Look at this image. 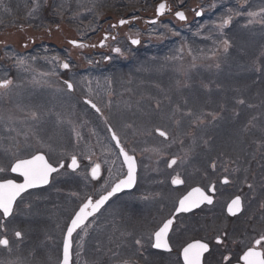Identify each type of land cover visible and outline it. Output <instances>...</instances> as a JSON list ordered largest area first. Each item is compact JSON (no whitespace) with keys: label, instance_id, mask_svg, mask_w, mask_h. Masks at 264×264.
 Segmentation results:
<instances>
[{"label":"rangeland","instance_id":"374dc122","mask_svg":"<svg viewBox=\"0 0 264 264\" xmlns=\"http://www.w3.org/2000/svg\"><path fill=\"white\" fill-rule=\"evenodd\" d=\"M45 1L50 10H57L60 26H40L41 23L32 21L20 26L5 25L0 29V61L4 64L9 59L15 62L17 74L14 80L19 84H12L16 89L15 98L13 94H8L7 99L0 102V151L25 146L28 154L42 152L54 165L61 161L68 163L71 156L75 155L81 166L89 168L94 164L101 167L105 165L113 172V177L110 175V179L106 178L100 183L91 182L87 174L80 170L70 174L64 169L52 176L51 183L43 194L46 199L47 240H62L69 213L75 211L90 193H103L108 182L122 173L120 169L113 171L117 167L115 162H118V158L106 124L112 126L126 151L138 160L139 172L134 193L153 194L151 197L159 195L157 189L167 196L178 197L182 190L203 184L200 172H203L205 162L212 160V156L203 155L201 152L200 163L198 157L190 160L188 148L183 146L185 139L196 136L202 129L207 130L210 138L214 140V147L203 143L205 151L213 148L212 151L216 153L226 151L225 154H229V150L252 146L245 145L247 140L255 136V133L259 135L258 130L262 129L260 142L252 147L256 153L251 164L255 165L253 171L258 173L251 174L252 170L243 169L242 182L235 180L233 184H228V194L223 201L232 196L235 183L239 185L237 193L245 191L251 184L252 197L245 195L243 211L237 219L228 221L225 214L217 213L209 216L206 226L214 228V232L223 227L230 230V227L237 228L243 219L247 221L249 217H253V210L262 207L264 195L261 192L256 199L257 191L253 185L255 181L256 185L260 184L258 189L264 186V70H260V66L264 68V41L259 38L264 34V0H211V4L209 0H191L188 6L182 5L187 9V24L175 22L171 16H165L157 26L150 31L147 29L160 42L176 40L169 46L170 50L165 52L169 54L163 55L162 63L155 60L156 56L139 60H136L138 56H133L130 69L124 70L126 67L116 65L115 73L112 66L106 68L92 64V68L83 67V58L78 51L71 50L65 44L66 39L88 31L94 17L102 14L104 3L111 0H0V7L8 9V13H13L16 9V14L22 15L29 5L28 14L33 12L32 6L35 7V13H40V6ZM54 1L63 6V9L59 10ZM149 3L155 6L158 2L151 0ZM83 5L85 7L79 8ZM180 6L178 4L172 8ZM213 9L216 13L212 19L210 14ZM73 11L76 15L68 17ZM197 11L202 12L198 18L202 19V24L201 27L194 28L198 25L195 20ZM249 12L257 15L250 17ZM81 16L86 18L80 19ZM225 17H231V22L221 29L219 25ZM28 23L32 25H26ZM196 30L202 35L194 32ZM236 37H240L235 42L236 50L228 53L233 48L230 40ZM227 38L229 47L225 51L223 41ZM29 43L33 46L28 45ZM24 44L45 53L54 48H68L79 66L78 77L73 76V91L68 92L63 81L54 82L47 72L52 71L50 67L55 65L54 55H51L50 59L53 61L45 65V72L42 73L40 67L45 64L42 61L44 58L41 55L26 58L23 54L27 50ZM48 55L45 59H49ZM130 57L124 59L127 61ZM61 58L65 63L66 59ZM142 59L145 61L141 62ZM21 60L24 63L21 64ZM60 65L61 62H58L57 66ZM25 70L30 73L33 71V78ZM1 72L3 71L0 67ZM212 86L214 87L211 88ZM17 96L21 98H16ZM9 97L13 100H9ZM83 98L92 100L99 107L100 117H96L82 104ZM237 98L244 103L235 101ZM40 112H43L41 116ZM32 113H37L36 118L32 117ZM155 130L164 131L168 139L162 140L156 136ZM4 145L6 148H2ZM191 147L193 146H189V150ZM217 155L219 154L214 156ZM220 155L223 156V153ZM172 159H176L177 163L169 168L168 163ZM187 164L190 170L184 168ZM173 177L185 181L180 188H172ZM64 182L69 188L63 187ZM62 193L65 195L60 197ZM47 201L52 206H48ZM111 215L118 221L122 211L112 208ZM64 217L67 219L62 223ZM59 223L63 225L60 231ZM119 224V221L116 222V228L111 232V240H121L123 233L118 230ZM50 225L54 227L51 228ZM130 225L133 227L131 221ZM236 228L235 232L239 233L241 229ZM252 230L254 234L247 239L263 233L264 220L253 226ZM104 232L102 228L96 229L94 247L96 246L97 253L105 245ZM231 234L230 232L229 235ZM84 236L85 232L82 236H77L78 250L73 264L93 262L85 258L81 261L79 258L81 252L86 257L87 245H79L80 240L86 241ZM55 248L50 243L47 250L56 251ZM115 257L117 255L108 258V264H120ZM99 258L104 260L101 255ZM55 262L48 261L49 264Z\"/></svg>","mask_w":264,"mask_h":264},{"label":"flooded vegetation","instance_id":"af4514ba","mask_svg":"<svg viewBox=\"0 0 264 264\" xmlns=\"http://www.w3.org/2000/svg\"><path fill=\"white\" fill-rule=\"evenodd\" d=\"M120 11L121 10H118L116 7L110 8L105 16L101 18L102 24L98 27L97 31L87 35L85 42L82 41L85 47H73V49L79 50L83 54V56L86 58L87 65L92 62H98L103 56H127L126 54L128 52H134V50L130 49L129 47L131 46L130 39L135 37L139 38V41H141L142 38L140 35L141 33H144L147 28L144 23L146 18H139V16L135 14L134 11H128L126 14L129 16L125 18L128 20V22L122 27H113V25H115V23L118 21L116 19L120 17ZM152 16H154V14ZM98 32H100V37H102L104 33L114 34L115 39L108 38L103 42V46H97L99 42V36L97 38L96 35ZM75 39L81 41L78 37H75ZM69 40V38L66 39L65 43H67ZM24 47L27 49L23 51V54L26 58L30 59L34 55H41L44 58L42 61L45 64L40 67L42 73L45 72V65H48L51 61H53L50 59V57L51 55H54L55 65L50 67L52 68V71L47 72L49 75H51V78L54 82L60 80L65 83V81H68L74 86L75 80L73 81V76L75 75L78 77L79 66L77 64V60L70 54L68 48H64L63 50L60 48L50 49L47 50L45 55L43 52H40V49H31L28 45L26 46V44H24ZM69 48L72 50L71 47ZM115 48H119L120 52H114L113 49ZM47 55L49 56V59H47L48 57L45 59ZM62 55L66 56V62L69 64L68 69L62 67ZM9 60L10 61H8L7 64H4L0 61V67L3 71L0 73V82H3L4 80L11 81L7 87L0 88V102L5 101L8 94L9 96L13 94L14 98V95H16V89H14L13 85L18 84L14 80L16 78L17 72L15 71V62L11 59ZM58 62H61L60 67L57 66ZM39 66L40 65H37V67ZM25 72L29 73L30 78H33V75L31 74L33 71L30 73L29 70H25ZM2 74L5 76H2ZM65 86L68 92L73 91H69L66 83ZM32 88L35 89L36 86H33ZM16 98H21V96H17ZM11 99L9 97V100ZM42 113L43 112H40L39 115L41 116ZM121 144L123 145L122 142ZM123 147L125 146L123 145ZM2 148H6V146L4 145ZM113 148L115 149V154L118 158V162H115L117 167L113 168V171L117 172L120 169L122 173L114 178L111 182H108L103 190L104 192L108 191L116 181L125 175V169L120 160L119 151L114 145ZM252 152L253 151H250V153ZM16 153L21 154L16 155ZM17 156H28L25 146L20 149H14L10 147L0 151V157L2 158L0 159V167L6 169L5 172H0V178H10L15 179L17 182H22V178L18 177L16 173H12L10 171V164L14 162ZM62 162L64 164L63 168H66V170L70 172L67 168L68 163H65L64 161ZM216 164L219 165L220 162H217ZM234 164L235 163L231 162V165ZM78 165L79 166L73 173L80 170V172H83L85 175L87 174L88 178L92 180L90 178V167L88 168L81 166V162H78ZM137 167L139 169L138 162ZM110 175L113 177V172H111V169H108V167L105 165L102 167L100 166L96 181L100 183L106 178L110 179ZM200 176L203 179V184L193 187H202L206 190L209 186H214L215 191L208 193V195L212 197L213 203L204 204L200 208L190 213H182L177 216L173 226L174 231L170 232V244L172 247V251L170 253L151 247L150 241L152 240V233L157 228L159 222L162 219L170 217L171 213L174 211V205L177 201V198L186 194V192L193 187L184 191L178 197H175L174 195H172V197L169 195L167 196L164 193L159 192L158 189L157 191L159 195L156 194L153 197H151L153 194L145 195L143 193H134L132 191L133 189L129 192H122L119 195L114 196L96 215L86 221V224L88 225L86 230L78 229L74 233L72 237L71 263L75 261V253L78 250L76 247L77 236L78 234L79 236H82L83 232H85L84 238L86 241L80 240L79 245H87L86 257H84L83 253L81 252V256L79 258L81 261H83L84 258L86 260L93 261L91 264H94V260H98V256L94 255L96 252V246L94 247V238L96 229L102 228L103 231H105L103 235V242L105 245L102 247L103 250L100 253L102 254L104 260H108V258L111 256L117 255L115 258L120 264H183L180 255L182 246L186 242H191L194 239H200L209 243L210 245V252L205 254V257L202 259V264H227V262L223 260L224 256L230 257L231 264H238L239 255H241L247 247H251L255 239L259 238V236H256L247 239L248 236L250 237V235L254 234L252 229L253 226H255V219L257 216L249 217L247 221L243 219L242 223H240L237 228L236 226L232 227V229L230 227V230L226 229V227H223V229H218L217 232H214V228L206 225L210 220L209 216H215L217 213L222 215L225 214V217L228 221L235 220L242 214L240 213L234 217H229L226 215V205L231 199L239 195V192L237 193L239 188L237 183H235V191L233 192L232 196L230 198H226L223 201L224 197L228 194L226 186L228 184H233L236 179L240 178V175H236V172L233 169L229 171L223 166H220L217 168L215 167V169L208 174H206V171L203 170V172H200ZM225 177L228 178L227 184L222 182ZM181 186L182 184L180 187ZM135 187L136 185L134 188ZM44 192L45 188L27 190L25 193H23V200L19 202L18 207L14 206L13 215L5 221L6 228H0V238H7L9 240V245L7 247L0 246V264H49L48 261L52 262L54 260L56 261L54 264H58L61 261L62 241L51 242V240H47L48 227L45 213L46 199L43 196ZM245 195L252 197L250 188L245 191L243 190L242 194L239 195L242 199V211ZM88 196H91L93 200H95L100 196V194L97 195L96 193L92 192ZM128 201L132 202L127 203ZM111 207L122 211V215L118 220L120 223L118 230L123 233V236L121 237V240L118 241L111 240V232L115 230V224L117 222L112 216L113 214L111 215ZM109 209L110 212H108ZM0 220H4L2 214H0ZM69 221L67 223H69ZM130 221L133 224V227H131ZM248 224L251 225L248 226ZM59 225L61 224L59 223ZM62 226L63 225H61L59 228V231ZM50 227L52 228L54 226L50 225ZM235 228L241 229L240 232L236 233ZM16 231H20L22 233L21 238L18 239L15 236ZM55 232H57V230H55ZM230 232L232 233L231 235H229ZM222 233H226L227 235L223 238V243L217 245L215 238L217 235ZM137 240H140L141 243L137 244ZM50 243H52L53 246H56V251L47 250ZM256 247L257 250L264 251V242ZM240 264H242V262H240Z\"/></svg>","mask_w":264,"mask_h":264},{"label":"snow or ice","instance_id":"6c2138e0","mask_svg":"<svg viewBox=\"0 0 264 264\" xmlns=\"http://www.w3.org/2000/svg\"><path fill=\"white\" fill-rule=\"evenodd\" d=\"M183 0H181L182 6ZM214 6V5H213ZM166 9L165 3H160L156 6V15L160 16L164 13ZM264 11V9H262ZM197 16L202 15L201 11H197L195 13ZM239 14V13H237ZM248 15L250 17H255L257 13L249 12ZM176 18L183 21L186 20L185 13L183 11L175 12ZM128 21L121 19L119 21L120 25H124ZM231 22V17L222 18L219 27L223 29ZM149 23L155 24L156 21L152 20ZM249 23H252V20H249ZM115 27V25H113ZM167 27V25H165ZM107 39V36H105ZM115 39V37H113ZM73 46L85 47L83 44H78L77 41L71 40L69 41ZM132 44H138L139 41L133 39L131 41ZM101 46H103V41H101ZM224 50L227 51L229 47V42L227 40L223 41ZM114 52H120L119 48L113 49ZM58 59V58H57ZM20 63H24L23 60ZM62 67L65 69L69 68L68 63H63ZM11 81L4 80L0 82V88L7 87ZM67 84V88L69 91L73 90V84L71 82L65 81ZM85 103L91 105L97 112H100V109L96 104L92 103L90 100H86ZM240 104H243L244 101L240 100ZM32 117L36 118V113H32ZM109 131L112 132V139L116 141V146L120 148V155L123 156L124 164L127 166V174L124 178L119 179L118 182L114 183L111 186L110 191H106V193H101L99 199L93 200L91 196H88L84 199V201L79 206V209L75 212V214L70 218V222L67 224V231L63 237V259L61 264H70V249L72 246V237L73 233L76 232L77 229H85L87 228V224L89 217H92L95 213H97L100 208L105 204L106 201L109 200L115 193L119 192L122 188H130L136 181V160L133 156L129 155L127 151L120 145V140L116 133L109 128ZM159 131V130H158ZM160 136H166L164 131H159ZM177 163L176 159H172L168 163V167L171 168L173 165ZM77 157L75 155L71 156V163L67 165L68 168L75 171L78 167ZM215 162H213V169H215ZM64 164L61 162L59 164V168L55 167L52 162H50V158H46L45 154L40 153L39 151L31 152L27 157L17 156L10 164V171L12 173H16L18 177L22 178V182H17L15 179L10 178H0V214H2L4 220H0V228H6L5 221L13 215L14 206L18 207L19 202L23 200L22 194L27 190L36 188L43 185H48L50 183V176L52 173H59V169L63 168ZM100 170V165L95 164L91 168V176L93 179H96ZM6 169L0 167V172H5ZM185 181L181 180L178 177H173L171 183L173 185H181ZM223 183H228V178L225 177L222 181ZM249 188H252V185H248ZM215 187L209 186L206 190L202 187H193L186 194L181 195L177 198V201L174 205V211L171 213L170 217L164 218L159 222V225L152 233V240L150 241L151 247L155 249H161L166 252H171L172 247L170 244V232L174 231V222L181 213H189L194 209L199 208L205 202L207 204H212L213 199L209 192H214ZM19 198V201H18ZM242 211V199L241 196L237 195L233 198L230 203L227 205V212L230 215H237V213ZM226 233H222L217 235L215 238V242L217 245L223 243V238L226 236ZM15 236L19 239L22 237V233L20 231L15 232ZM264 242V233L259 235L258 239H255L253 245L251 247H247L246 250L242 252L238 257V264L242 262V264H264V251L257 250L258 245H261ZM137 244H140L141 241L137 240ZM9 245V240L7 238H0V246L7 247ZM210 252V245L207 242H204L200 239H194L191 242H186L182 246V251L180 255L183 259V264H202V259L205 257L206 253ZM223 260L227 262V264H231L230 257L224 256Z\"/></svg>","mask_w":264,"mask_h":264},{"label":"trees","instance_id":"16d2710c","mask_svg":"<svg viewBox=\"0 0 264 264\" xmlns=\"http://www.w3.org/2000/svg\"><path fill=\"white\" fill-rule=\"evenodd\" d=\"M150 1L151 0H138V2H136L135 4H132V3L129 4V3H127V1H125L124 4L119 5V7L121 9L125 8L127 11L148 13V12H151L153 10V5L149 3ZM152 1L158 2L160 0H152ZM166 1L169 2L174 7L178 4H181V2L180 3L178 2L179 0H166ZM190 1L191 0H183L182 5L187 6L190 3ZM210 1L211 0H209V3L211 4ZM40 7L42 8V11L40 13H35L33 10V12L28 14L30 12L29 5H28L24 12H22V13L19 12L22 15L16 14L18 12V10H16V9H14L13 13H8V11H9L8 9H6V8L3 9L2 7H0V25L2 24L0 26V29L3 28L5 25L17 24L18 26H20L21 24H25L27 22H32V21L37 22V23H41L40 26H43V25L54 26L60 22V18L56 16V13H58L57 10L56 11L50 10L49 9L50 7L48 5L46 6V1ZM59 10H61V8ZM122 12L124 13V11L121 10L120 13H122ZM96 19L97 18L94 17L93 22H90V24L93 25L96 22ZM198 21H201V20H198ZM26 25H32V24L28 23ZM40 26H38V27H40ZM252 29L255 30V27H253ZM239 38L240 37H236V38H234V40H230L232 43V47H233L230 51L236 50L235 42ZM259 38L262 41H264V34H262ZM226 40L229 42L228 38ZM157 57L160 60L162 55L161 56L159 55ZM225 64H226V61L223 62L224 66H225ZM238 100H239V98L235 99V101H238ZM213 135H215V134L213 133ZM210 137L211 136L208 135V131L207 130L205 131L204 129H202L197 133L196 136H194V137L192 136L190 139L184 140L185 142H184L183 146H184V148H188V152L190 153V156H189L190 160L195 158V157H198L201 152L203 153V155H208V156L211 155L212 157L216 154H219L218 152L216 153L215 151H212L213 148L205 151L204 145H202L203 143H205V145H207V146L214 147V140H212V138H210ZM258 137H259V135H256V133H255V136L251 137L252 138L251 142L253 144L259 143L260 139ZM249 143H250V139L247 140V143L245 145H249ZM189 146H193L190 149L191 151L189 150ZM243 160H247V158H243ZM47 189H48V187H47ZM47 205L52 206V203L50 201H47ZM94 255L98 256L97 257L98 260H94V264H108L107 260H101L100 259L101 257L99 258L100 255L102 256L101 253L95 252Z\"/></svg>","mask_w":264,"mask_h":264},{"label":"water","instance_id":"95a60500","mask_svg":"<svg viewBox=\"0 0 264 264\" xmlns=\"http://www.w3.org/2000/svg\"><path fill=\"white\" fill-rule=\"evenodd\" d=\"M162 3V2H161ZM164 3V2H163ZM161 16V15H160ZM176 17V16H175ZM178 19V18H177ZM179 20V19H178ZM181 21V20H180ZM184 21V20H183ZM88 104V103H87ZM89 106H91L90 104H88ZM94 109V108H93ZM95 110V109H94ZM159 133V132H158ZM110 136H111V138H112V132H110ZM113 140V139H112ZM113 142H114V144L116 145V141H114L113 140ZM117 147V146H116ZM118 148V147H117ZM118 150H119V154H120V148H118ZM120 157H121V159H122V162H123V164H124V161H123V156H121L120 155ZM135 159V158H134ZM71 163V162H70ZM69 163V164H70ZM124 166H125V168H126V171H127V166L124 164ZM59 168V167H58ZM70 169V168H69ZM70 170H72V169H70ZM52 174H54V173H52ZM127 174V173H126ZM51 177V176H50ZM135 184V183H134ZM134 184H133V186L132 187H130V188H122L119 192H117V193H115L114 195H116V194H119V193H121L122 191H129V190H131L133 187H134ZM45 186H47V185H43V186H39V187H36V188H32V189H37V188H42V187H45ZM32 189H29V190H32ZM113 195V196H114ZM111 198V197H110ZM109 198V199H110ZM107 203V201L105 202V204ZM206 203V202H205ZM104 204V205H105ZM103 205V206H104ZM102 206V207H103ZM101 207V208H102ZM100 208V209H101ZM195 210V209H194ZM226 211H227V209H226ZM228 213V212H227ZM96 214V213H95ZM229 214V213H228ZM238 214V213H237ZM230 215V214H229ZM230 216H233V215H230ZM90 218V217H89ZM66 231H67V229H66ZM66 231H65V233H66ZM75 233V232H74ZM73 233V234H74ZM65 235V234H64ZM72 247V246H71ZM70 254H71V249H70ZM181 258H182V256H181ZM62 259H63V244H62ZM62 259H61V262H62ZM182 261H183V259H182ZM61 262L59 263V264H61ZM70 264H71V256H70Z\"/></svg>","mask_w":264,"mask_h":264}]
</instances>
